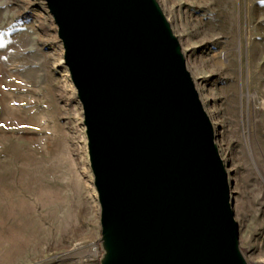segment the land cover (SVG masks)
<instances>
[{"label":"rangeland","instance_id":"374dc122","mask_svg":"<svg viewBox=\"0 0 264 264\" xmlns=\"http://www.w3.org/2000/svg\"><path fill=\"white\" fill-rule=\"evenodd\" d=\"M157 2L214 127L239 248L264 264V0ZM53 22L43 1L0 0V264L99 252L83 113Z\"/></svg>","mask_w":264,"mask_h":264},{"label":"water","instance_id":"95a60500","mask_svg":"<svg viewBox=\"0 0 264 264\" xmlns=\"http://www.w3.org/2000/svg\"><path fill=\"white\" fill-rule=\"evenodd\" d=\"M36 1L82 108L100 264H246L214 127L157 0Z\"/></svg>","mask_w":264,"mask_h":264},{"label":"built area","instance_id":"2783aa9c","mask_svg":"<svg viewBox=\"0 0 264 264\" xmlns=\"http://www.w3.org/2000/svg\"><path fill=\"white\" fill-rule=\"evenodd\" d=\"M100 251L97 252L95 255H93L92 257H90L89 259V263L90 264H100Z\"/></svg>","mask_w":264,"mask_h":264},{"label":"bare ground","instance_id":"6f19581e","mask_svg":"<svg viewBox=\"0 0 264 264\" xmlns=\"http://www.w3.org/2000/svg\"><path fill=\"white\" fill-rule=\"evenodd\" d=\"M61 52H62V51H61ZM61 54H62V53H61ZM96 195H97V194H96ZM96 195H95V196H96Z\"/></svg>","mask_w":264,"mask_h":264}]
</instances>
